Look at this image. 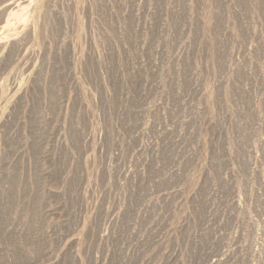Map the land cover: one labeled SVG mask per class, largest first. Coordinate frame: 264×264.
<instances>
[{
	"label": "rangeland",
	"instance_id": "obj_1",
	"mask_svg": "<svg viewBox=\"0 0 264 264\" xmlns=\"http://www.w3.org/2000/svg\"><path fill=\"white\" fill-rule=\"evenodd\" d=\"M228 24L264 134V0H0V264H186L171 135L201 156Z\"/></svg>",
	"mask_w": 264,
	"mask_h": 264
},
{
	"label": "built area",
	"instance_id": "obj_2",
	"mask_svg": "<svg viewBox=\"0 0 264 264\" xmlns=\"http://www.w3.org/2000/svg\"><path fill=\"white\" fill-rule=\"evenodd\" d=\"M228 28L231 35L217 39V87L202 90L206 105L209 100L217 108H207L199 122L201 156L194 154L185 113L171 135L170 205L186 214L170 217L169 234L187 239L186 264H264V134L254 132L251 105L246 109L241 98L251 93V82L240 79V40ZM243 69L249 75L248 66Z\"/></svg>",
	"mask_w": 264,
	"mask_h": 264
}]
</instances>
